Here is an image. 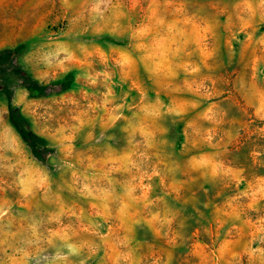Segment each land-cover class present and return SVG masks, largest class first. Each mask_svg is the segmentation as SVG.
<instances>
[{
  "label": "rangeland",
  "instance_id": "374dc122",
  "mask_svg": "<svg viewBox=\"0 0 264 264\" xmlns=\"http://www.w3.org/2000/svg\"><path fill=\"white\" fill-rule=\"evenodd\" d=\"M0 264H264V0H0Z\"/></svg>",
  "mask_w": 264,
  "mask_h": 264
}]
</instances>
